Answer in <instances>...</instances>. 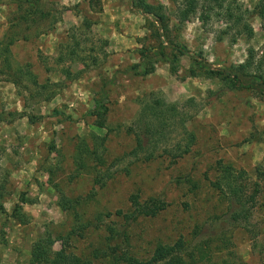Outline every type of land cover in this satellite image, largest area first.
I'll return each mask as SVG.
<instances>
[{
  "label": "rangeland",
  "instance_id": "obj_1",
  "mask_svg": "<svg viewBox=\"0 0 264 264\" xmlns=\"http://www.w3.org/2000/svg\"><path fill=\"white\" fill-rule=\"evenodd\" d=\"M143 1L165 22L142 0H0V264H30L40 237L53 251L68 240L95 264L146 261L180 239L189 264H264V96L207 70L252 55L264 75L259 0H227L243 22L199 8L185 24L183 0ZM162 25L187 51L135 76L130 67L153 56L141 50L161 43ZM98 100L104 127L92 113ZM23 193L27 223L12 214ZM136 194L166 206L127 218Z\"/></svg>",
  "mask_w": 264,
  "mask_h": 264
},
{
  "label": "trees",
  "instance_id": "obj_2",
  "mask_svg": "<svg viewBox=\"0 0 264 264\" xmlns=\"http://www.w3.org/2000/svg\"><path fill=\"white\" fill-rule=\"evenodd\" d=\"M177 1V0H174ZM227 0H183L181 3V7L178 13V19L180 24H185L188 20V17L193 15L197 9L202 8V10H206L208 14L205 15L206 18H209V13L218 8L227 9V16L230 19H234L236 22H243L246 18L245 11H242L239 6L234 7L232 2L225 3ZM234 3L236 0H233ZM142 6L145 8L144 11L147 14L153 15L155 17V21L160 23L165 22V16L163 13L159 12V8L154 7L145 1L142 0ZM227 7H226V5ZM236 9L238 10V14L235 15L232 11ZM246 12L247 9H245ZM254 11L261 18V24L264 28V0H259L256 4ZM201 17V15H200ZM203 17V16H202ZM204 19V18H203ZM86 21H88L86 19ZM249 26V25H248ZM165 25L159 26L155 34L160 38L161 43L157 47H150L149 49H142L141 52L147 50L153 53V56L147 57L140 62L133 64L130 69L133 71L135 76H146L155 71V63L158 61H171L172 63L178 62L179 57L187 51V47L182 44L175 45L174 41L169 38L167 35L168 31H165ZM247 28V26L245 27ZM251 30V29H249ZM251 32V31H250ZM167 45L172 46L171 53H166L165 49ZM155 48V49H154ZM177 48V49H176ZM252 52V51H251ZM252 55L248 57L247 61L244 64L230 67L229 69H217L214 71L210 68H207L208 75H217L221 78L226 86L231 89L238 88H252L259 91V93L264 96V75L260 72V68L255 70L254 63L251 61ZM195 66H199V68H204L206 65H202L200 62L196 63ZM194 68V67H193ZM176 68L174 64H172V71L175 72ZM191 74L194 76V70H191ZM157 103H161V101H157ZM154 108H158V106L154 105ZM107 106L105 100H98L96 102L95 109L93 110V114L97 112L101 118H99V126L104 127V119L103 116L106 114ZM153 114L158 118L161 114L160 111L153 110ZM150 124H147V129L145 133L148 135H152L154 129ZM193 136L190 138L191 140ZM190 140V141H191ZM140 147H142V143H139ZM186 151H188L186 149ZM0 176V214L6 212L4 207V200L8 195L6 191L7 186L6 177ZM232 195L239 198L240 189H236L233 183L228 184ZM27 202V197L23 193L20 195L19 202L15 205L13 209V216L19 219L22 223H27L29 221V216L23 210V205ZM132 206L134 208L132 213H125V217L130 219H136L141 215L155 216L161 210H163L166 206V203L162 200L153 199L152 201H144L139 200L138 195H133L132 197ZM65 208V207H64ZM67 208V207H66ZM65 208V209H66ZM121 213V211H119ZM1 242V241H0ZM53 239L51 237L42 238L40 237L34 245V249L32 251V258L30 264H95L93 258H82L81 256L68 251V240L62 243V247L58 251H53ZM184 246L183 240L177 241L175 244H163L160 243L155 248L154 254L149 260L143 261L134 256H126L123 257L125 264H189L187 259L180 254ZM97 251L94 253V258H97Z\"/></svg>",
  "mask_w": 264,
  "mask_h": 264
}]
</instances>
